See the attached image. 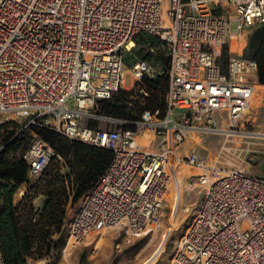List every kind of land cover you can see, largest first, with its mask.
Listing matches in <instances>:
<instances>
[{"label": "built area", "instance_id": "2783aa9c", "mask_svg": "<svg viewBox=\"0 0 264 264\" xmlns=\"http://www.w3.org/2000/svg\"><path fill=\"white\" fill-rule=\"evenodd\" d=\"M260 25L264 0H0V132L19 122L111 153L65 229L62 253L101 230L140 237L158 227L170 169L185 164L200 172L186 185L201 199L169 264H264V176L179 156L189 134L230 136L249 110L257 64L232 53L230 42ZM139 36L154 39L146 55L165 66L140 57L127 69ZM158 77L168 81L164 106L151 110L145 82ZM124 90L136 98V118L96 113ZM142 130L160 144L139 145ZM54 156L32 141L22 158L29 184Z\"/></svg>", "mask_w": 264, "mask_h": 264}, {"label": "rangeland", "instance_id": "374dc122", "mask_svg": "<svg viewBox=\"0 0 264 264\" xmlns=\"http://www.w3.org/2000/svg\"><path fill=\"white\" fill-rule=\"evenodd\" d=\"M263 26L260 25L252 30L246 29L243 33L249 32L250 36L253 31H259ZM234 29L235 26L232 27V30ZM149 43H154V39L147 36H139L137 38L134 51L128 55L127 69L130 68V63L135 58L140 57H144L154 64L156 69H159L162 65L165 66L167 60L146 55L145 47ZM231 43L235 52V40L233 39ZM130 82V76H126L125 86L131 88ZM121 92L132 95V93L125 90ZM122 106L126 109L125 112L128 116L124 120L136 118V98L130 97L129 101ZM95 111L101 115L99 113V104ZM92 123L83 121L81 125L89 127ZM12 124L16 127L13 130L24 131L27 134V138L16 152L2 154L3 159L9 161L23 158L32 141L38 138L32 129H24L23 124L19 122H13ZM96 129L109 128L103 124H97ZM5 134L6 129H2L0 132V149L3 148L1 140ZM138 135V137L145 136L147 141L154 140V146L159 143V140L146 130H142ZM23 145L27 146L24 152ZM189 153L197 154L199 157L204 158L208 165L216 168L241 170L256 177L264 176V98L261 95L254 97L250 109L236 125L233 134L230 136L224 134H189L185 144L180 149L179 156L183 158ZM50 165L51 167H55L63 176L69 175L68 163L60 157L55 155ZM173 168L175 175L172 173ZM170 172L172 183L162 205L159 226L152 229L149 234L131 237L125 235L120 230H101L98 234L93 233L86 237L85 241L76 249L68 253H62L65 245V229L77 210L79 200L73 206L71 204L68 205L60 234L54 235L51 238L54 243L57 242V249L53 257L30 262L29 264H54V262H56L55 264H67L69 260L70 264L71 261L74 264H144L155 253L165 232L168 230L170 235L163 252L157 261L152 264H169L173 248L186 229L201 198V192L198 188L192 189L186 185L189 177L200 173L198 170L185 164H175L171 167ZM176 173H179L181 176L179 177ZM68 197L71 200V191L68 192ZM36 199L38 198L33 200L34 209L37 211L36 213H39V204L35 202ZM176 203L179 204V208L175 207ZM108 247H111L109 254V251L106 250Z\"/></svg>", "mask_w": 264, "mask_h": 264}, {"label": "trees", "instance_id": "16d2710c", "mask_svg": "<svg viewBox=\"0 0 264 264\" xmlns=\"http://www.w3.org/2000/svg\"><path fill=\"white\" fill-rule=\"evenodd\" d=\"M260 29L250 35L248 49L250 59L257 64L258 83L264 85V26ZM226 60L224 55V65ZM167 82L164 77L145 82L150 90L146 104L148 109H163ZM130 97L135 98L131 94L118 92L110 102L99 104V113L126 119L128 116L122 105ZM89 127L96 128L97 123L93 122ZM13 128L16 127L12 123L2 127L6 129V134L1 140L3 148L0 150V255L3 264H29L53 257L57 242L54 243L51 238L60 234L68 205H75L103 174L110 163L111 153L69 141L48 130L32 129L38 138L53 149L54 155L68 163L69 175L60 174L55 167H51V161L38 182L29 184L27 165L23 159L9 161L2 157V154L16 152L27 138L24 131ZM23 149L24 152L27 146ZM22 186L27 191L20 202L14 204L13 196ZM69 191L72 193L71 200ZM38 197L43 200L38 208L39 213H36L33 200Z\"/></svg>", "mask_w": 264, "mask_h": 264}, {"label": "crops", "instance_id": "0c3cea01", "mask_svg": "<svg viewBox=\"0 0 264 264\" xmlns=\"http://www.w3.org/2000/svg\"><path fill=\"white\" fill-rule=\"evenodd\" d=\"M252 30V29H251ZM249 38H250V36H249V32H245V33H242L240 36H238V37H236L234 40H235V45H234V47H235V52L233 51V46H232V43L230 42V45H231V52L232 53H234V54H236V55H238V56H241V57H244V58H248V59H250V57H249V49H248V44H249ZM232 41V40H231ZM247 54V55H246ZM252 80H253V84H254V95H253V97H252V101H253V99H254V97L255 96H259V95H261L263 98H264V85H260L259 83H258V79H257V75L254 77V78H252ZM261 93V94H260ZM252 101H251V103H252ZM250 107H251V105H250ZM250 109V108H249ZM139 136V135H138ZM137 136V137H138ZM158 139V138H157ZM159 140V139H158ZM141 141H143V142H146V143H141ZM137 143L138 144H140V145H142V146H144V147H147V148H152V147H156V146H158V144L160 143V140H159V143H157L155 146H154V144H155V141L154 140H146L145 139V136H141V137H138V139H137ZM189 154H191V153H189ZM188 154V155H189ZM179 155H180V151H179ZM252 176V175H251ZM256 177V176H255ZM26 191H27V189H26V187L25 186H22V187H20L18 190H17V192L14 194V196H13V203L14 204H17L18 202H20V200H21V198H22V196L20 195L21 193H26ZM18 196V197H17ZM201 199V198H200ZM40 197H38V199H36V201L35 202H37L38 204L40 203ZM100 232V231H99ZM98 234V232H95L94 234ZM93 234V233H92ZM89 235H91V234H89ZM88 235V236H89ZM87 236V237H88ZM111 248V247H110ZM110 248L108 247L106 250H108L109 252H108V254L110 253ZM67 264H70V260L68 261V263ZM71 264H74V262L72 263V261H71Z\"/></svg>", "mask_w": 264, "mask_h": 264}, {"label": "bare ground", "instance_id": "6f19581e", "mask_svg": "<svg viewBox=\"0 0 264 264\" xmlns=\"http://www.w3.org/2000/svg\"><path fill=\"white\" fill-rule=\"evenodd\" d=\"M141 143H146V142L141 141ZM173 172H175L174 171V168L172 169V173ZM173 175H175V174L173 173ZM176 175H178L179 177L181 176L179 173H176ZM175 207H178L179 208V204L176 203V206ZM149 232H151V230L148 231L146 234H149ZM169 235H170V233H169V230H168V231L165 232V234L163 236V239H162L159 247L155 251V253L144 264H152V263H154V262L157 261V259L160 257L161 253L163 252L164 246H165V244H166V242H167V240L169 238Z\"/></svg>", "mask_w": 264, "mask_h": 264}]
</instances>
